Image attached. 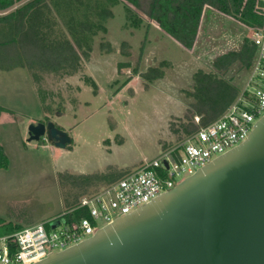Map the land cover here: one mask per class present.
<instances>
[{
    "label": "rangeland",
    "instance_id": "374dc122",
    "mask_svg": "<svg viewBox=\"0 0 264 264\" xmlns=\"http://www.w3.org/2000/svg\"><path fill=\"white\" fill-rule=\"evenodd\" d=\"M125 6L140 17L138 27L128 24ZM111 9L103 22L106 31L93 35L89 58H81L76 73L42 71L35 82L27 67L0 69V105L8 109L0 114V143L8 157L7 168L0 169V217L16 227L47 221L107 183L81 188L61 181L59 174L124 170L119 178L187 137L195 119L185 133L180 122L192 101L186 91L192 89L193 73L213 69L212 61L252 30L207 6L195 44L186 49L143 9L126 0ZM149 67L162 76L143 78ZM247 69L232 65L225 76L242 85ZM48 120L69 133L71 144L58 148L43 137L27 141L28 125Z\"/></svg>",
    "mask_w": 264,
    "mask_h": 264
},
{
    "label": "water",
    "instance_id": "95a60500",
    "mask_svg": "<svg viewBox=\"0 0 264 264\" xmlns=\"http://www.w3.org/2000/svg\"><path fill=\"white\" fill-rule=\"evenodd\" d=\"M252 127L172 188L31 264H264V113ZM41 137L72 142L51 120L28 125L27 141Z\"/></svg>",
    "mask_w": 264,
    "mask_h": 264
},
{
    "label": "trees",
    "instance_id": "16d2710c",
    "mask_svg": "<svg viewBox=\"0 0 264 264\" xmlns=\"http://www.w3.org/2000/svg\"><path fill=\"white\" fill-rule=\"evenodd\" d=\"M120 1L0 0V69L27 67L35 82H39L42 71L67 75L76 73L80 69L81 58H89L93 35L106 31L103 22L112 15V5ZM126 1L143 9L159 28L186 49L195 44L203 11L207 6L252 27H257L262 21L258 0ZM125 9L128 24L138 27L141 24L140 17L129 6H125ZM253 54L254 47L244 37L239 46L232 47L212 61L213 69H198L193 73L192 89L186 91L192 101L186 105L180 122L182 132L191 129L195 115L200 116L201 123H206L225 109L240 87L231 77L225 76L226 70L232 65L238 71L246 70ZM141 75L152 80L162 76V72L156 67H149ZM86 79L92 87L97 88L91 77ZM7 110L0 105V114ZM7 166L8 157L0 143V169ZM123 171L111 169L88 174L63 172L59 177L67 184L83 188L92 182L108 184ZM76 199L77 194L72 201ZM74 214L76 217L86 215V211L77 210ZM14 227L16 225L0 217V234Z\"/></svg>",
    "mask_w": 264,
    "mask_h": 264
},
{
    "label": "built area",
    "instance_id": "2783aa9c",
    "mask_svg": "<svg viewBox=\"0 0 264 264\" xmlns=\"http://www.w3.org/2000/svg\"><path fill=\"white\" fill-rule=\"evenodd\" d=\"M258 1L262 21L252 27L248 38L254 54L247 78L225 109L206 123H201L195 115V129L176 146L144 160L135 171L83 195L73 208L47 221L1 233L0 264H31L51 251L83 240L114 218L130 213L138 205L172 188L182 180L177 181V178L184 179L246 139L253 123L264 113V0ZM77 210H85L86 215L76 217ZM55 219H59V224L51 227L50 221ZM98 221L103 223L99 225Z\"/></svg>",
    "mask_w": 264,
    "mask_h": 264
}]
</instances>
